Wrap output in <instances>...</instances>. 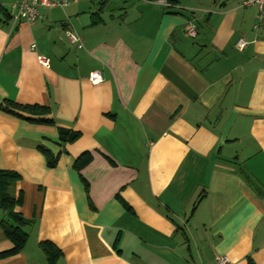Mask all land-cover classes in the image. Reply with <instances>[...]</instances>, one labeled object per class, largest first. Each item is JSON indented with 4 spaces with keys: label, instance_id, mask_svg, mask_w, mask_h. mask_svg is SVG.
<instances>
[{
    "label": "crops",
    "instance_id": "crops-1",
    "mask_svg": "<svg viewBox=\"0 0 264 264\" xmlns=\"http://www.w3.org/2000/svg\"><path fill=\"white\" fill-rule=\"evenodd\" d=\"M14 1L0 0V171L18 176L28 224L0 264H45L40 241L56 264H264V9L78 0L27 25Z\"/></svg>",
    "mask_w": 264,
    "mask_h": 264
},
{
    "label": "trees",
    "instance_id": "trees-1",
    "mask_svg": "<svg viewBox=\"0 0 264 264\" xmlns=\"http://www.w3.org/2000/svg\"><path fill=\"white\" fill-rule=\"evenodd\" d=\"M143 2H158V0H140ZM168 5L177 4V0H163ZM2 112L15 115L12 111L25 112L27 115L38 114L40 116L38 119L34 120L40 125L52 124L49 119H42V116L48 114V110L38 106L34 107H25L17 106L12 102H8L5 108L1 109ZM78 137L77 133L69 132L64 129L57 131V139L59 143L70 144ZM39 149V152L45 157L47 167L53 166L55 160L50 155L47 154L44 150ZM85 161L87 162V156L84 155ZM18 176L14 172H2L0 171V210L3 215L0 217V230L2 236L10 244V249L6 252H2L1 256L12 257L15 254H18L22 249L26 241V233L23 231V228L28 224L24 222L21 216L16 212V208L20 205L21 197L20 193L14 194V185L18 182ZM38 249L42 254L45 264H56L57 260L60 258L61 253L56 248L55 245L49 242L40 241L38 244Z\"/></svg>",
    "mask_w": 264,
    "mask_h": 264
},
{
    "label": "built area",
    "instance_id": "built-area-1",
    "mask_svg": "<svg viewBox=\"0 0 264 264\" xmlns=\"http://www.w3.org/2000/svg\"><path fill=\"white\" fill-rule=\"evenodd\" d=\"M78 0H15L10 7L9 18L14 23L17 20L22 21L23 23L30 25L36 23L39 19V10L46 8L47 10H53L56 8L65 9L71 4H76ZM163 5L167 6L165 2ZM242 7L253 6L257 10L258 13H262L264 9V0H244L241 3ZM187 35L192 38L194 35L193 29L187 30ZM64 36L67 39L69 44H73L77 49L81 48V44L79 39L74 36L70 31L64 32ZM246 44L242 42L240 39L236 43V48L243 49ZM33 46L30 47V50ZM36 64L41 68L48 67V59L43 57H35ZM87 82L90 86H97L102 83V77L99 71L91 72L87 75ZM226 260L223 257L217 259V264H225Z\"/></svg>",
    "mask_w": 264,
    "mask_h": 264
},
{
    "label": "rangeland",
    "instance_id": "rangeland-1",
    "mask_svg": "<svg viewBox=\"0 0 264 264\" xmlns=\"http://www.w3.org/2000/svg\"><path fill=\"white\" fill-rule=\"evenodd\" d=\"M202 1H205V0H202ZM215 1H217V0H215ZM100 2H101V0H92L93 5H95V6L98 5ZM210 2H212V0H210ZM106 3H105L106 7H107L106 9H109V12L113 13L114 12V10H113L114 6L119 4L120 0H107Z\"/></svg>",
    "mask_w": 264,
    "mask_h": 264
}]
</instances>
